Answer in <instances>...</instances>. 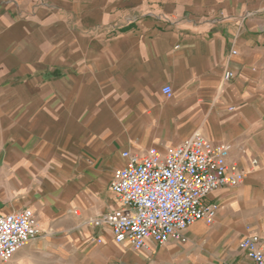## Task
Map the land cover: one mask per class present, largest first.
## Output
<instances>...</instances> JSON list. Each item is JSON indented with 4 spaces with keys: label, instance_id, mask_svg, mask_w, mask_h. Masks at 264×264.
<instances>
[{
    "label": "crops",
    "instance_id": "crops-1",
    "mask_svg": "<svg viewBox=\"0 0 264 264\" xmlns=\"http://www.w3.org/2000/svg\"><path fill=\"white\" fill-rule=\"evenodd\" d=\"M196 134L246 172L207 197L212 226L139 252L93 227L121 207L123 153ZM24 209L42 232L9 264H253L240 244L264 251V0H0V215Z\"/></svg>",
    "mask_w": 264,
    "mask_h": 264
},
{
    "label": "built area",
    "instance_id": "built-area-1",
    "mask_svg": "<svg viewBox=\"0 0 264 264\" xmlns=\"http://www.w3.org/2000/svg\"><path fill=\"white\" fill-rule=\"evenodd\" d=\"M233 77L231 71L224 74L225 81ZM163 94L171 99L172 88L165 87ZM122 156L127 163L115 171L110 183L121 207L92 225L109 228L117 244L137 252L149 251L151 243H186L184 233L198 222L212 226L219 206L208 203L207 197L220 189L239 187L246 178L238 164L229 162V146L215 145L200 134L165 153L153 148L143 156L129 152ZM41 232L30 209L0 215V264H9ZM259 244L258 236L247 237L240 244L253 264H264Z\"/></svg>",
    "mask_w": 264,
    "mask_h": 264
}]
</instances>
